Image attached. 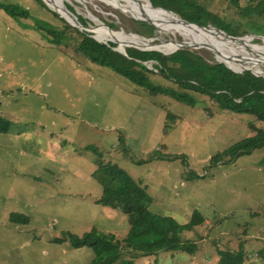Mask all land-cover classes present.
<instances>
[{
	"label": "rangeland",
	"instance_id": "1",
	"mask_svg": "<svg viewBox=\"0 0 264 264\" xmlns=\"http://www.w3.org/2000/svg\"><path fill=\"white\" fill-rule=\"evenodd\" d=\"M62 1L78 22L77 15L87 19L79 30L102 42L118 40L112 42L120 52L135 46H123L132 43L126 40L118 44L116 37L130 34L152 45L142 50L165 54L181 47L162 41L187 39L170 30L140 35L129 12L101 0ZM192 1L214 12L217 23L236 32L232 36L248 38L241 41L264 58L256 47L264 45V14L246 11L260 0H238V5ZM0 2L30 12L28 18H15L0 9V116L10 121L7 132H0V264H89L91 248L56 239L92 229L125 238L127 214L97 203L102 193L93 175L98 158L117 164L144 187L152 197V212L179 223L194 211L204 217L182 234L196 243L193 254L161 250L135 256L125 250L123 257L133 259L132 264H216L217 248L241 249L245 264H264V145L212 160L257 128L264 130L263 122L221 110L200 93L191 92L193 106L169 95H151L73 47L51 44L34 23L39 18L62 27L63 19L70 25L57 10L59 17L35 0ZM204 25L219 28L211 20ZM259 72L264 76L263 66ZM150 77L155 84L177 88L159 75ZM13 213L27 221L11 220Z\"/></svg>",
	"mask_w": 264,
	"mask_h": 264
},
{
	"label": "trees",
	"instance_id": "2",
	"mask_svg": "<svg viewBox=\"0 0 264 264\" xmlns=\"http://www.w3.org/2000/svg\"><path fill=\"white\" fill-rule=\"evenodd\" d=\"M35 1L43 8L49 9L42 0ZM150 2L154 5H152L153 7L163 6L162 9L168 8L188 21L205 24L211 20L223 31L231 35L236 34L234 31H227L225 27L217 23L214 12L196 5L192 0H150ZM228 2L238 5V0H228ZM61 3L63 4L62 0ZM0 9L15 18L30 16V12L26 8L14 4L0 2ZM49 11L53 16L59 17L53 10L49 9ZM246 11L264 14V0H260L254 7H249ZM77 16L79 22L86 26L87 19L80 15ZM61 20L63 21L62 27H55L52 23L39 18L34 24L36 29L46 35L51 44L73 47L76 52L86 56L92 63L109 67L132 83L145 88L151 95H169L180 102L193 106L196 104V99L190 95L191 92L200 93L214 100L221 110L253 115L264 123L263 76H257L249 69L236 72L205 49L181 47L165 54L155 49L142 50L131 46L125 47V53H122L115 48L116 43L112 42L116 40L99 41L89 31L79 30L63 19ZM131 20L136 26V29L134 28L136 33L147 35V37L154 34V27L151 24L133 18ZM72 31L78 36L76 37ZM127 44L123 46L134 45ZM235 68L245 67L236 66ZM152 74L171 81L177 88L153 83L150 77ZM9 126L10 121L0 116V132H7ZM263 145L264 130L257 128L254 135L231 145L212 157V160L216 163L224 157L245 153ZM92 149L97 157L101 158V154L95 148ZM96 164L97 167L93 175L102 186V193L97 199V203L120 208L127 214L130 228L125 238L120 241L112 234L92 229L80 236L67 233L65 237L57 238L56 241L67 238L71 246L75 248L81 246L91 248L93 259L89 264H132L133 259L123 257L125 250L135 256L154 254L161 250L182 251L187 254H193L196 251V243L192 239L184 238L182 234L184 231L193 230L196 225L202 223L204 217L200 212H192L189 220L183 223H179L172 216L156 214L148 209L152 197L122 168L115 163L104 162L99 158ZM10 218L13 221H18L16 218L27 221L26 216L16 213H13ZM216 252L218 256L216 264H245V254L241 249L231 251L217 248Z\"/></svg>",
	"mask_w": 264,
	"mask_h": 264
},
{
	"label": "bare ground",
	"instance_id": "3",
	"mask_svg": "<svg viewBox=\"0 0 264 264\" xmlns=\"http://www.w3.org/2000/svg\"><path fill=\"white\" fill-rule=\"evenodd\" d=\"M107 4H111L113 7L120 8L123 12H129L131 16L136 18H144L150 20L155 25L156 31H172L178 32L182 36H187L185 40H179L169 42L162 41L164 45L168 47L177 48L182 43L187 44H197L203 45L204 48H212L215 52L219 54V59L226 61L232 66H243L245 68H252L255 72H259L260 67H264V58H257L253 52H250L249 47H254V45L246 44L243 41L248 38H232L228 37L219 29L208 27L204 28L195 24H186L178 18H173L172 16L166 15V13L174 14L167 9L153 7L149 0H101ZM49 6L55 8L60 14H62L70 23H76L72 15H69L64 3L62 6L59 3V0H46L45 1ZM165 12V13H164ZM176 15V14H174ZM171 17V18H170ZM101 24V23H100ZM103 25V24H101ZM104 26V25H103ZM200 28H197V27ZM106 28H108L105 25ZM109 29V28H108ZM213 29H216L215 31ZM110 31H113L109 29ZM118 32V31H116ZM123 33V32H121ZM126 35L123 37H116L119 39L118 44L130 41L135 43V45L143 48H149L152 45L146 43L145 40H141L136 36ZM128 39V40H127ZM243 40V41H241ZM118 41V40H116ZM149 41V40H148ZM234 43L237 44L235 47ZM207 46V47H206ZM261 52L264 53V45L256 46ZM208 48V49H209ZM238 49V50H236ZM125 51V50H124ZM254 51V50H253Z\"/></svg>",
	"mask_w": 264,
	"mask_h": 264
},
{
	"label": "water",
	"instance_id": "4",
	"mask_svg": "<svg viewBox=\"0 0 264 264\" xmlns=\"http://www.w3.org/2000/svg\"><path fill=\"white\" fill-rule=\"evenodd\" d=\"M151 3V2H150ZM151 5H153L152 3H151ZM154 6V5H153ZM155 7H157V8H163V6H155ZM166 8V7H165ZM168 9V8H167ZM53 10H55L54 8H53ZM170 12H172V13H174V14H176L175 12H173V11H171L170 9H168ZM56 11V10H55ZM57 12V11H56ZM69 15H72V14H70L69 13ZM177 15V14H176ZM178 16V15H177ZM72 17L74 18V20H75V24L73 23H70V25H72V26H74V27H77V28H80V27H83V25L82 24H80L76 19H75V17L72 15ZM133 18H135V19H137V20H141V21H145V22H147V23H149V24H151L153 27H154V31H155V25L153 24V22H151L150 20H147V19H144V18H136V17H134L133 16ZM178 18H180V20L181 21H183L184 23H186V24H195V25H200V26H202V27H204V28H207V26H205L204 24H202V23H198V22H192V21H188V20H186V19H183V18H181L180 16H178ZM107 26V25H106ZM108 28H109V26H107ZM110 29V28H109ZM216 29H219L220 31H222L224 34H226L228 37H234V38H238V37H235V36H232V35H230V34H227V32H225V31H223L222 29H220V28H216ZM130 35H133V34H130ZM139 37V36H138ZM158 38H159V36H157ZM143 39H145V38H143ZM160 39V38H159ZM145 40H147V39H145ZM170 41H173V40H170ZM133 46H135V47H139V46H137V45H133ZM203 45H197V44H187V43H182V44H180L178 47H191V48H204V47H202ZM140 49H143V47H141ZM205 49H207V50H209V51H211V52H213L215 55H216V57H220L219 56V54L217 53V52H215V51H213V50H211L210 48L208 49V48H205ZM122 53H125V51H124V48H123V52ZM227 67H229V68H231V69H233L234 71H243V70H245V69H249V68H239V69H237V68H235V67H233V66H230L226 61H224V60H221ZM251 70V69H250ZM251 72L252 73H254L255 75H257V76H262V74H260V73H257V72H255L254 70H251ZM264 77V76H263Z\"/></svg>",
	"mask_w": 264,
	"mask_h": 264
},
{
	"label": "built area",
	"instance_id": "5",
	"mask_svg": "<svg viewBox=\"0 0 264 264\" xmlns=\"http://www.w3.org/2000/svg\"><path fill=\"white\" fill-rule=\"evenodd\" d=\"M241 72V71H240Z\"/></svg>",
	"mask_w": 264,
	"mask_h": 264
}]
</instances>
